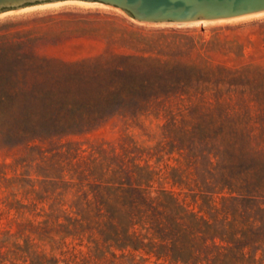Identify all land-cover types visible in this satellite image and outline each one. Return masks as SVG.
<instances>
[{
    "label": "rangeland",
    "instance_id": "1",
    "mask_svg": "<svg viewBox=\"0 0 264 264\" xmlns=\"http://www.w3.org/2000/svg\"><path fill=\"white\" fill-rule=\"evenodd\" d=\"M75 1L0 13V47L33 61L108 52L155 58L161 37L185 34L207 43L192 58L231 92L221 108L114 114L89 132L43 142L8 135L43 122L36 105H7L0 112V237L16 239L2 252L15 243L60 264L79 256L92 263L102 252L133 254L139 264H264V13L146 24Z\"/></svg>",
    "mask_w": 264,
    "mask_h": 264
},
{
    "label": "trees",
    "instance_id": "2",
    "mask_svg": "<svg viewBox=\"0 0 264 264\" xmlns=\"http://www.w3.org/2000/svg\"><path fill=\"white\" fill-rule=\"evenodd\" d=\"M205 45L206 42L183 34L161 37L156 42L162 57L108 52L74 62L48 57L24 60L10 49L0 47V112L15 101L23 109L32 103L43 121L34 127L10 128L8 135L43 142L89 132L114 114L137 117L154 112L221 108L232 85L213 75L201 58H192V53ZM177 55L185 59L180 60ZM13 239L16 237L8 233L0 237V264H15L8 254L27 264H60L52 255L31 251L29 244L14 243L15 250L3 253L2 249ZM139 261L142 260L129 253L118 257L111 253L106 257L102 252L92 263L89 258L79 256L71 259V264H139Z\"/></svg>",
    "mask_w": 264,
    "mask_h": 264
},
{
    "label": "water",
    "instance_id": "3",
    "mask_svg": "<svg viewBox=\"0 0 264 264\" xmlns=\"http://www.w3.org/2000/svg\"><path fill=\"white\" fill-rule=\"evenodd\" d=\"M65 0H0V13ZM123 11L146 24H189L217 21L264 12V0H78Z\"/></svg>",
    "mask_w": 264,
    "mask_h": 264
},
{
    "label": "bare ground",
    "instance_id": "4",
    "mask_svg": "<svg viewBox=\"0 0 264 264\" xmlns=\"http://www.w3.org/2000/svg\"><path fill=\"white\" fill-rule=\"evenodd\" d=\"M75 2L80 3V4H84V5L85 4H89L87 2H81V1H75ZM60 3L62 4L63 2H60ZM60 3L45 4L44 6H49L50 7V6L58 5ZM64 3H68V2H64ZM261 13H264V12H261ZM254 15H258V13L257 14H252V15H247V16H242V17H237V18H231V19H226V20H217V21H209V22H211V23H215L216 22L217 23V22H224V21H232V20H238V19H241V18H244V17H251V16H254ZM204 22H207V21H197V22H194V23L195 24H199V23H204Z\"/></svg>",
    "mask_w": 264,
    "mask_h": 264
}]
</instances>
